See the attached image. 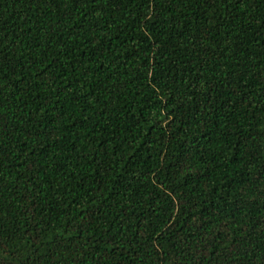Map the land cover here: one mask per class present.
I'll return each mask as SVG.
<instances>
[{
	"label": "trees",
	"instance_id": "1",
	"mask_svg": "<svg viewBox=\"0 0 264 264\" xmlns=\"http://www.w3.org/2000/svg\"><path fill=\"white\" fill-rule=\"evenodd\" d=\"M0 264H264V0H0Z\"/></svg>",
	"mask_w": 264,
	"mask_h": 264
}]
</instances>
